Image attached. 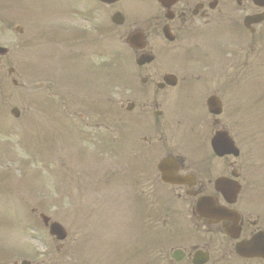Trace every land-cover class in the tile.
I'll list each match as a JSON object with an SVG mask.
<instances>
[{
	"label": "rangeland",
	"instance_id": "obj_1",
	"mask_svg": "<svg viewBox=\"0 0 264 264\" xmlns=\"http://www.w3.org/2000/svg\"><path fill=\"white\" fill-rule=\"evenodd\" d=\"M55 1L57 5L49 10L53 1L42 0L44 11L34 12L31 21L42 20L49 23L53 36L63 23L65 29H68L71 21L87 29H91L92 24L103 23L104 27H109L114 32L113 42L109 45L107 42L100 43L94 49L93 43L89 42L95 37L92 31V39L86 37L87 43L81 47L84 51L91 49L95 52L85 53L87 56L93 54V62L99 60L92 68L98 72V79H94V84L98 85L99 80L101 90L105 93L106 83L111 87H119L114 93L115 101L125 100L128 96L124 93L132 94L137 88L140 89L138 84L127 86L125 82L129 76L125 72H129V68L136 76L134 54L124 39L121 40V36L128 31L127 26L124 29L111 26L110 17L115 9L104 7L95 0ZM123 4L126 11L131 12L124 11L128 15L127 25L136 22V28L145 23L150 15L158 13L155 0H125L121 6ZM3 5L8 6L6 0H0V6ZM16 8H11L13 11L4 17L9 24L14 22ZM90 12L93 13L89 16L95 20H87L89 16L86 13ZM85 16L87 21L83 22ZM4 29L1 24L0 40L11 45L9 40H4L7 39ZM43 32L45 37H37L38 42L32 47H21L26 43L21 39L12 49V54L3 60L5 66H2L3 72L0 74V174L5 175L4 179L0 178V264H13L23 260L37 264H151V258L144 256L141 245L154 237V232L158 234L155 236L157 241L166 237L169 228L164 230V224L181 227V219L176 220V214L172 211L179 208L180 203L167 201L159 187L161 193L159 197H154L157 200L150 198L153 202L146 201L142 206L146 223H140L139 226L137 200L140 199L142 190H137L135 180L141 178L142 170L139 151L137 147H131L137 145V135H130V146L121 144L126 135L123 123L126 115L117 107L116 102L112 105L99 102L93 108L91 105L77 103V92L68 90L64 94L66 104L60 105L57 96L47 97L46 90L36 88L40 82L45 83L48 73L56 76L55 72L49 70L57 69L55 67L60 64L56 57L58 53L31 52L32 49L42 50L47 46L58 48L56 39L49 34L47 27L41 25L36 34L41 35ZM255 36L225 46L233 51V58L238 59L236 63L241 65L242 73L236 84L230 83L237 73L216 75L212 80L215 83L212 91L228 92L225 100L230 107L229 115L224 117L223 124L233 136L240 137L243 161L248 170H251L249 180L258 192L255 200L263 203L264 25L257 28ZM250 40L256 45L254 53H248ZM246 64L250 66L247 69ZM11 67L16 69L19 87H15L8 76L7 71ZM81 70L82 67L77 66L64 78L73 83ZM32 82L35 83L34 89L31 88ZM242 82L243 85H240ZM51 92L56 94L58 90L53 88ZM238 99L247 105L242 106L243 115L233 116V106ZM13 107L21 111L19 120H14L10 115ZM77 111H80L79 116ZM69 114L73 116L67 117ZM135 118L136 112L133 113L132 120ZM71 120L74 122L70 123ZM91 120L100 125L105 121L112 124L113 135L115 132L117 137L114 146L110 145L111 141L108 143L107 139L111 135L105 130H93L98 135L85 131L84 128L90 125ZM68 133L80 140L87 139L101 149L106 148L103 156L110 160H106L105 164L99 163L98 159L94 164L78 161L74 156L73 144L68 142ZM82 133L89 135L88 138L81 136ZM37 134L39 141L34 140ZM153 181L152 178L150 188L156 187ZM150 190L153 191L154 188ZM32 209L48 215L65 227L68 239L63 243V249L57 251L60 243L49 236L48 230L37 216L33 218ZM154 214L159 218L161 216V222L148 226L155 222ZM184 228H179V231ZM178 237L180 241V235ZM152 241L153 239L148 244H153ZM165 253L166 251L163 256ZM160 256L162 253L159 251L154 257Z\"/></svg>",
	"mask_w": 264,
	"mask_h": 264
},
{
	"label": "flooded vegetation",
	"instance_id": "obj_2",
	"mask_svg": "<svg viewBox=\"0 0 264 264\" xmlns=\"http://www.w3.org/2000/svg\"><path fill=\"white\" fill-rule=\"evenodd\" d=\"M247 11L252 12L250 8L244 7L243 12ZM170 12V20L164 16L160 17L152 28L153 32H157L161 27L167 26L178 42V49H183L197 40L204 25L209 22L218 24L232 15L231 9L220 6L219 3L213 4L209 0H183L172 6ZM145 53L146 50L138 53V56ZM171 56L178 58V69L184 73L182 78L175 70L176 66H164L162 59ZM194 61L201 63L198 66L199 71L210 67L212 70L209 75L226 71L223 53H162L158 60L161 66L155 71L152 72L150 66L137 69L138 76L146 75L142 83L147 86L139 89L136 94L139 100L138 128L147 135L142 141L145 144L142 148L162 156L160 160L174 161L180 170L178 175L184 178L181 185L168 188L174 198L184 203L179 212L184 211L185 216H179L181 227L185 228L179 231V226L162 225L164 229L169 228V232L156 243L155 256L159 251L162 256L155 259L154 264H198L201 257L197 253H202L208 258L206 264H245L247 260H242L236 255L235 246L238 242L249 240L255 234L264 232V210L254 198L253 186L250 183L245 184L243 162L240 158L233 160L232 157H217L208 145L209 132L202 130L200 124L195 125L194 129L189 127L191 125L187 126L183 131L187 140L183 136L179 145L175 143L178 120L181 121L180 125L194 119L198 123L211 120L214 130L217 131L225 129L222 120L229 115L224 104L220 117L209 113L207 101L211 96L220 98V95H216L217 92L204 95L199 91L213 88L215 83L207 80L205 75L198 77V81H193V69L189 63ZM160 71L164 73L160 75ZM171 84H174L172 88L167 87ZM172 92L174 98L171 103L169 100ZM205 111L207 117L204 119L202 116ZM215 122L218 124L215 125ZM220 179L231 182L233 189L239 185L240 193L234 203L228 204L225 196L217 190L216 182ZM202 199L213 202L217 207L227 208L230 214L222 216L204 209L198 212L196 207ZM205 207L209 208L210 204ZM236 228L240 229V239L234 240L232 236L235 231L232 234L231 231ZM165 238L166 240H163ZM173 242L176 244L173 245ZM176 251L178 253L173 259ZM194 258L198 262H195Z\"/></svg>",
	"mask_w": 264,
	"mask_h": 264
},
{
	"label": "water",
	"instance_id": "obj_3",
	"mask_svg": "<svg viewBox=\"0 0 264 264\" xmlns=\"http://www.w3.org/2000/svg\"><path fill=\"white\" fill-rule=\"evenodd\" d=\"M51 233L53 235H56L60 239H64L65 238V233H64L63 229L59 225H57V224H53L51 226ZM245 250H246L247 253H251V252L254 251V249H244V248H240L239 249V254L244 255Z\"/></svg>",
	"mask_w": 264,
	"mask_h": 264
}]
</instances>
